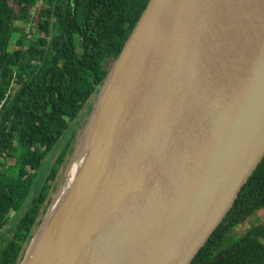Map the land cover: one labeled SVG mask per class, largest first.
<instances>
[{
    "label": "water",
    "instance_id": "95a60500",
    "mask_svg": "<svg viewBox=\"0 0 264 264\" xmlns=\"http://www.w3.org/2000/svg\"><path fill=\"white\" fill-rule=\"evenodd\" d=\"M81 132L19 263L189 264L264 155V0H148Z\"/></svg>",
    "mask_w": 264,
    "mask_h": 264
},
{
    "label": "trees",
    "instance_id": "16d2710c",
    "mask_svg": "<svg viewBox=\"0 0 264 264\" xmlns=\"http://www.w3.org/2000/svg\"><path fill=\"white\" fill-rule=\"evenodd\" d=\"M147 2L0 0V229L21 210L15 226L4 230L12 236L0 241V264H14L32 238L79 131L80 112ZM262 207L264 155L189 264H264V222L231 237Z\"/></svg>",
    "mask_w": 264,
    "mask_h": 264
},
{
    "label": "rangeland",
    "instance_id": "374dc122",
    "mask_svg": "<svg viewBox=\"0 0 264 264\" xmlns=\"http://www.w3.org/2000/svg\"><path fill=\"white\" fill-rule=\"evenodd\" d=\"M40 5V3H39V1H37V3H36V5H35V7L32 9V11H31V16L32 17H35V12L37 11V7ZM30 26H31V24H30ZM35 37V36H34ZM13 39H14V37H13ZM95 96H96V93L93 95V98H91L92 99V101H91V103H90V105L92 104V102H93V100L95 99ZM89 105V106H90ZM89 106L88 107H86V108H84V106H83V110L80 112L81 113V115H84L83 116V118H82V121L80 120V121H78L79 123L78 124H80V128L78 129L79 131H77V134H76V138H75V140L79 137V135H81V131H82V122L84 121V119H85V117L87 116V113H88V110H89ZM86 111V112H85ZM79 132V133H78ZM58 153V150H56L54 153H53V155H52V157H50L49 158V160L47 161V163H46V166H45V171L46 172H48V170L50 169V167H51V164H52V162H53V160H54V158H55V156H56V154ZM73 158H74V156H73ZM72 156H71V158L69 159V162H68V164L64 167V168H60V170H59V174L61 173V170H62V177H64V173H66V169L68 168V165H70V163H71V161H72ZM41 174V173H40ZM62 180H63V178H62ZM61 183H62V181H61ZM53 185H54V182H53V184H52V188H53ZM58 185H60V183L58 184ZM59 187V186H58ZM57 187V188H58ZM52 190V189H51ZM57 190V189H56ZM55 190V191H56ZM51 192L50 194H49V198L50 197H54L55 196V194L57 193V192ZM52 197V198H53ZM44 215V213H42L41 215H39V217H38V219H37V223L39 224L40 223V221H41V219H42V216ZM260 222H264V207H262V208H260V209H258V210H256L254 213H252L251 215H249L242 223H240V224H238L237 226H235L233 229H232V232H231V237H238V236H240L243 232H245V230L246 229H248L249 227H251V226H253V225H255V224H257V223H260ZM36 223V224H37ZM37 226L38 225H36V228L33 230V235H32V238H33V236H35L36 235V229H37ZM31 238V239H32ZM28 246H29V244L28 245H26L25 246V249H24V252L21 254V256H20V258H19V260L20 259H22L21 257H23V255H24V253H25V251H26V249L28 248ZM21 261V260H20ZM19 261V262H20ZM18 264H20V263H18Z\"/></svg>",
    "mask_w": 264,
    "mask_h": 264
},
{
    "label": "bare ground",
    "instance_id": "6f19581e",
    "mask_svg": "<svg viewBox=\"0 0 264 264\" xmlns=\"http://www.w3.org/2000/svg\"><path fill=\"white\" fill-rule=\"evenodd\" d=\"M84 151H82V154L79 156V158H77L74 162L71 163V165L69 166L68 168V172H67V179L62 187V189L60 190L59 192V195H58V201H61L62 198L67 194L68 192V189H69V186L71 184V181L74 179L79 167H80V164H81V161H82V158L85 154H83ZM54 206V205H53ZM53 206H52V209H53Z\"/></svg>",
    "mask_w": 264,
    "mask_h": 264
},
{
    "label": "flooded vegetation",
    "instance_id": "af4514ba",
    "mask_svg": "<svg viewBox=\"0 0 264 264\" xmlns=\"http://www.w3.org/2000/svg\"><path fill=\"white\" fill-rule=\"evenodd\" d=\"M20 212H21V210H18L17 211L16 218L12 219L10 222L7 221V223L5 224L4 230L7 229V228H9V227L15 226V224L17 222V217L20 215ZM4 230H1V233H0V241H2L3 244L4 243L6 244V242L8 241V239L12 236V234H11L12 231H10V233H8V232H5ZM20 256H21V252L19 253V256L17 257V260H16V262L14 264H18L19 263Z\"/></svg>",
    "mask_w": 264,
    "mask_h": 264
},
{
    "label": "built area",
    "instance_id": "2783aa9c",
    "mask_svg": "<svg viewBox=\"0 0 264 264\" xmlns=\"http://www.w3.org/2000/svg\"><path fill=\"white\" fill-rule=\"evenodd\" d=\"M5 96H7V94Z\"/></svg>",
    "mask_w": 264,
    "mask_h": 264
}]
</instances>
